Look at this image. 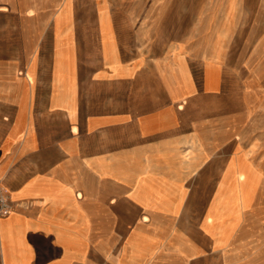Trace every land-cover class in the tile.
<instances>
[{"label":"crops","instance_id":"1","mask_svg":"<svg viewBox=\"0 0 264 264\" xmlns=\"http://www.w3.org/2000/svg\"><path fill=\"white\" fill-rule=\"evenodd\" d=\"M135 3L94 2V19H70L56 40L55 0H0V183L12 201L0 264H264V168L253 164V196L225 230L214 174L198 178L215 171L214 122L195 66L209 28L237 25L248 1ZM184 5L207 28L200 44L187 45ZM56 44L71 61L64 82Z\"/></svg>","mask_w":264,"mask_h":264},{"label":"rangeland","instance_id":"2","mask_svg":"<svg viewBox=\"0 0 264 264\" xmlns=\"http://www.w3.org/2000/svg\"><path fill=\"white\" fill-rule=\"evenodd\" d=\"M97 1L100 0H69L73 8H83L70 10V19H94V11L88 8ZM247 1L245 10L237 11L242 16L240 18L236 15L237 25L229 27L216 25L209 28L214 37L211 42L220 40L219 56L224 55V63L217 89L200 99L201 104L208 106V111L204 113L209 114L214 122V138H209L213 145V153L208 162L215 167L214 172L205 168L198 172L200 185L210 180L213 173L216 187L224 166L236 148L246 153L253 164L264 168V0ZM62 2L63 0H55V10L49 14L56 15ZM135 2L142 8L148 2L154 3V0ZM188 7L184 5L183 35L189 38L190 42L187 45L190 43L197 45L206 40L201 37V33L207 28L196 25V21H193L195 16ZM139 13L141 15L137 18H143V12ZM233 14V7L230 6L222 18L225 20L235 18ZM229 22L234 23V19ZM187 23L194 25L187 27ZM223 28H228L226 35L218 37L217 32ZM43 61L45 67L50 66V59L46 58ZM195 72V79L201 89L203 72L200 62L195 66ZM203 139L208 141L206 131L203 133Z\"/></svg>","mask_w":264,"mask_h":264},{"label":"bare ground","instance_id":"3","mask_svg":"<svg viewBox=\"0 0 264 264\" xmlns=\"http://www.w3.org/2000/svg\"><path fill=\"white\" fill-rule=\"evenodd\" d=\"M70 20V2L65 0L60 7L59 12L54 16V30L56 40L64 35L69 34L70 28H64L63 25ZM223 28L217 32V36H225L226 30ZM220 40L213 43L210 46V51L203 56V88L206 91H212L217 89L219 81V51L218 45ZM60 47L56 44V53L54 61V72L57 74L62 82L65 81L63 75L67 74L71 70V61L67 58V55L63 53ZM103 54L112 55L114 53L113 42L109 39H102ZM58 78V79H59ZM183 82L188 83L186 75L182 76ZM30 79V77H29ZM200 154L202 153V142L198 140ZM206 156L203 155V158ZM260 177V172L256 171L253 167V163L246 153H243L240 149L236 148L231 154L227 164L225 165L219 181L217 182L214 200H213V212L219 223V228L225 230L228 225L234 224L239 218L240 207L247 204L252 196L256 180ZM232 218L234 222L232 224H224L223 218Z\"/></svg>","mask_w":264,"mask_h":264},{"label":"built area","instance_id":"4","mask_svg":"<svg viewBox=\"0 0 264 264\" xmlns=\"http://www.w3.org/2000/svg\"><path fill=\"white\" fill-rule=\"evenodd\" d=\"M12 211V201L8 193L0 183V218L8 215Z\"/></svg>","mask_w":264,"mask_h":264}]
</instances>
